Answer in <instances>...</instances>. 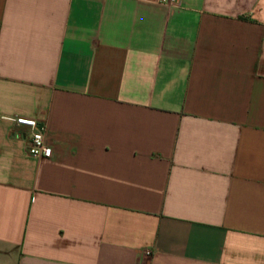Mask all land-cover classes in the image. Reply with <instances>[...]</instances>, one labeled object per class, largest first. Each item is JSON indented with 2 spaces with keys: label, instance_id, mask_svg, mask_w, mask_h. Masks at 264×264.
Returning <instances> with one entry per match:
<instances>
[{
  "label": "crops",
  "instance_id": "1",
  "mask_svg": "<svg viewBox=\"0 0 264 264\" xmlns=\"http://www.w3.org/2000/svg\"><path fill=\"white\" fill-rule=\"evenodd\" d=\"M169 1L0 0V264H264V0Z\"/></svg>",
  "mask_w": 264,
  "mask_h": 264
},
{
  "label": "built area",
  "instance_id": "2",
  "mask_svg": "<svg viewBox=\"0 0 264 264\" xmlns=\"http://www.w3.org/2000/svg\"><path fill=\"white\" fill-rule=\"evenodd\" d=\"M149 1L159 5H170L169 0H142ZM16 126L30 130L26 151L29 157L38 161L48 160L52 156V150L45 140L46 126L38 123L36 120L25 117H15L9 119Z\"/></svg>",
  "mask_w": 264,
  "mask_h": 264
}]
</instances>
